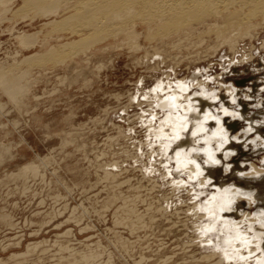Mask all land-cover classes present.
<instances>
[{
    "label": "rangeland",
    "instance_id": "obj_1",
    "mask_svg": "<svg viewBox=\"0 0 264 264\" xmlns=\"http://www.w3.org/2000/svg\"><path fill=\"white\" fill-rule=\"evenodd\" d=\"M7 3L0 6V69L28 73L22 80L25 95L14 104L3 93L9 91L6 86H0V264H264V237L255 234L259 224L250 221L264 213V174L245 181L237 172L249 174L255 166L264 173V33L253 36V43L238 40L237 46L229 29H209L214 20L206 16L190 19L191 26L177 25V18L148 26L139 22V52L119 36L84 55L68 59L60 52L53 61L28 64L30 57L75 41L82 32L47 23L66 16L70 6L43 18L24 0ZM34 33L30 47L18 43L20 35ZM179 96L182 104L188 98L195 107L180 139L171 141L176 124L170 118L187 117L171 99ZM206 110L211 118L192 135ZM251 115L258 140L245 133L242 118ZM218 122L232 136L221 146L213 132ZM203 145L212 148L220 165L206 170L217 179L206 177L201 186L200 178L189 179L181 168L185 158L177 155L183 151L203 167L202 154L193 155ZM225 150L235 152L228 157ZM32 164L38 168L35 175ZM232 185L248 190L255 205L240 199L241 206L215 221L205 210L208 199L219 186ZM223 219L234 221L236 231L234 241L219 246ZM243 233L256 238L254 244L243 243Z\"/></svg>",
    "mask_w": 264,
    "mask_h": 264
},
{
    "label": "bare ground",
    "instance_id": "obj_2",
    "mask_svg": "<svg viewBox=\"0 0 264 264\" xmlns=\"http://www.w3.org/2000/svg\"><path fill=\"white\" fill-rule=\"evenodd\" d=\"M9 0H0V6H4L5 4H8ZM25 1V5L28 6L31 10H32L36 15H40L43 18L46 17V14L49 16H52V13H59V11L63 10L67 11V7L70 6L72 9L70 11V13H64V17H60V19L58 21L51 19V21L47 22L48 24H58L60 27H69L70 29L73 27L76 29L77 32H82L80 34H82V37L77 38L75 41L72 42H66L62 45H59L58 47H50L47 51H45L44 54H37L33 57H30L29 59H27L28 64L30 63V60H44L45 61H53L55 60V55L57 53L60 52H64L65 55L69 58H73L77 55H84L85 53H87L89 50L91 49H95L97 45H101L103 42H105L107 39L109 38H113V40L118 41L117 38L119 36H123L125 39L131 41L132 46L131 47V51H136L138 49L141 50L140 46H138V36H140L139 33H137L136 28L138 27V23L143 22L144 24H150L153 21H158V22H165L168 21L171 23V21L173 22L172 19L175 20V18H177V20H175V23H177V25H185V26H191V23L195 22V21H203L202 19H197L196 16H206L204 20L208 19H213L214 22L211 23L210 21V26L209 29H214V31L216 29H218V27L220 28L219 31L223 30L224 28L229 29L237 38H235V40H237V46L238 43H240L244 38L246 39H250L249 41H251V43H253L255 40H257L256 38L253 39V36L257 37L259 34L264 33V0H77L76 2L73 3V0H24ZM33 3V5H32ZM70 4V5H69ZM24 5V6H25ZM23 6V7H24ZM29 11V9H28ZM4 12V10H3ZM1 12V15L2 13ZM49 12V13H48ZM5 13V12H4ZM7 13V12H6ZM3 16V15H2ZM35 16V15H34ZM221 16H225V19L222 20L219 17ZM1 17V16H0ZM55 18V17H54ZM47 19V18H46ZM57 19V18H56ZM190 19H194L195 21H191ZM197 19V20H196ZM171 20V21H170ZM220 20V21H219ZM5 21V20H4ZM225 21V22H224ZM60 22V23H59ZM208 22V21H207ZM154 23V22H153ZM174 23V24H175ZM198 23V22H197ZM201 24V23H200ZM205 24V23H204ZM152 25V24H151ZM193 25V24H192ZM199 26V25H198ZM140 27V26H139ZM138 27V28H139ZM196 27V26H195ZM68 28V29H69ZM222 28V29H221ZM67 29V30H68ZM242 29H245V32L242 31ZM251 29V31H249ZM257 30L256 35L252 34V30ZM141 30V29H140ZM234 30V31H233ZM147 31V29H146ZM173 31V30H171ZM227 31V30H226ZM154 32V29L153 31ZM75 33V32H74ZM150 34V33H149ZM147 35V34H146ZM153 35V34H152ZM151 35V36H152ZM183 35V34H182ZM232 35V34H231ZM35 36L36 33L34 34H30V35H26L24 36L23 34L20 35L17 39H18V43H20V45L22 44L23 46H25V48H28L27 45L31 44L33 45L35 42ZM143 36V35H142ZM144 37V36H143ZM148 38V36H146ZM121 39V38H120ZM149 39V38H148ZM163 39V38H162ZM252 39V40H251ZM263 41H262V45L264 46V36H263ZM122 40V39H121ZM120 40V41H121ZM125 40V41H127ZM151 40V39H150ZM230 40V38H229ZM240 42H239V41ZM149 41V40H147ZM156 41V40H155ZM246 41V40H245ZM244 41V42H245ZM243 42V43H244ZM247 42V41H246ZM260 42V41H259ZM17 43V44H18ZM116 43V42H115ZM121 43V42H120ZM133 43V44H132ZM196 43V42H195ZM198 43V42H197ZM236 43V42H235ZM56 44V43H55ZM109 44V43H108ZM123 44V43H122ZM127 43H125L126 45ZM222 44V43H221ZM232 44V43H231ZM234 44V43H233ZM256 44V43H255ZM261 44V43H260ZM112 45V44H111ZM201 45V44H200ZM229 45V44H228ZM241 45V43H240ZM244 46V44H242ZM247 45V44H246ZM29 46V45H28ZM129 46V45H127ZM177 46V43L176 45ZM195 46V45H194ZM259 46V45H258ZM262 46V47H263ZM22 47V46H21ZM30 47V46H29ZM99 47V46H98ZM196 47V46H195ZM229 47V46H227ZM115 48V47H114ZM188 48V47H187ZM197 48V47H196ZM200 48V47H198ZM197 48V49H198ZM221 48V47H220ZM231 48V47H230ZM242 48V47H241ZM129 49V48H128ZM133 49V50H132ZM135 49V50H134ZM23 50V49H22ZM121 50V49H120ZM173 50V49H172ZM235 50V49H234ZM101 51V50H100ZM106 51V50H105ZM232 52V51H231ZM147 54V53H146ZM152 54V53H151ZM59 55V54H58ZM148 55V54H147ZM199 55V54H198ZM246 55V54H245ZM145 56V55H143ZM150 57V55H148ZM147 56V57H148ZM152 57V55H151ZM27 58V57H26ZM143 57H141L142 59ZM146 58V57H145ZM247 58V57H246ZM149 59V58H146ZM243 59V58H242ZM251 59V58H250ZM249 59V60H250ZM26 60V59H24ZM57 60V58H56ZM1 61V60H0ZM142 60H140L141 62ZM34 62V61H33ZM38 62V61H36ZM41 62V61H40ZM233 62V61H232ZM238 62V60L236 61ZM235 62V63H236ZM242 62V61H241ZM244 62V61H243ZM249 62V61H248ZM26 63V62H25ZM48 63V62H47ZM64 63V61H63ZM233 63V64H235ZM239 63V62H238ZM22 65V64H21ZM20 66V65H19ZM61 66V65H60ZM3 67V66H2ZM174 67V66H173ZM101 70V69H99ZM2 72V73H1ZM0 86H6V89H8L9 91H3V93H5L6 97L8 99H10V101L14 104L16 103V98H20L23 97L25 95L26 92V86L24 85V83L22 84V80H26V76L27 73L26 70L25 71H7L4 70L3 68L0 69ZM20 73L21 75L17 74ZM3 74V75H2ZM166 78V77H165ZM12 79H15L12 82ZM11 81V82H10ZM26 84V83H25ZM200 84V83H199ZM178 86V85H177ZM230 87V86H229ZM201 90L205 92V89L203 87H201ZM234 89H231V91H233ZM153 91L155 92V89L153 88ZM228 91V90H227ZM187 91H184L181 93V95L186 94ZM19 96V97H17ZM187 96V94H186ZM207 97H210L209 95ZM233 97V96H232ZM183 97L179 98H171V99H175L177 102H179L181 104V107H183L184 112H187L185 115L187 117H184L183 114L182 116L177 115L174 117H171L170 119L175 121L176 127L173 125V132H171L172 139H180L179 138V134L180 132H182L184 129H187V125L188 121L187 118L189 116L188 112L191 109V105L193 106L192 101L188 100V98H185L187 100H185V104H182V99ZM208 99H212V98H208ZM216 99V98H215ZM36 100V99H35ZM155 101H158V97L154 99ZM236 100V99H235ZM15 101V102H14ZM251 101V100H250ZM195 102V101H194ZM218 102V101H217ZM18 103V102H17ZM214 103V102H213ZM216 103V102H215ZM199 105V104H198ZM221 105V104H220ZM180 106V105H179ZM236 106V105H235ZM15 107V106H14ZM195 107V106H193ZM213 107V106H212ZM240 106H238L239 108ZM193 111H199L197 110V108H192ZM211 112V111H210ZM213 112V111H212ZM260 112V111H259ZM258 112V113H259ZM239 113V111H238ZM257 113V114H258ZM262 113V112H260ZM208 112L207 110L199 115V123L192 127V135H197L198 133L200 134V131H203V122L205 123V121H207L208 119L211 118V116L207 115ZM210 114V113H209ZM214 114V113H213ZM237 114V112H236ZM217 115V114H216ZM215 115V117H216ZM256 115V114H254ZM213 116V115H212ZM228 116V115H227ZM240 116V114H239ZM246 116V115H245ZM242 118L244 120V122H246L245 126L246 130L245 133H253L255 135L254 139L256 138H260L261 136H259L258 134H255L254 131H256L257 129H255L253 131L252 127L256 126V123H252V116L250 117H245ZM198 117V116H197ZM256 117V116H255ZM254 117V118H255ZM164 119V123L166 124V122L168 123V118L167 115H165ZM190 118V117H189ZM26 121V120H25ZM190 123L194 124L196 122H194V119H190L189 120ZM256 121V120H254ZM257 122V121H256ZM207 124V123H206ZM258 124V123H257ZM199 125V126H198ZM170 126V125H169ZM205 126V125H204ZM214 137L216 138V136L222 140L220 142L217 141V146H221L223 143L225 145L228 144V139L229 141L232 140V136L230 138V136L226 135V133L224 131H226L225 128H222L220 125V122L215 123L214 124ZM252 126V127H251ZM243 127V126H242ZM255 128V127H254ZM258 128V127H256ZM234 128L232 127V130ZM259 130V129H258ZM229 131V130H228ZM262 131V130H261ZM227 136L225 138V135ZM240 133V132H239ZM243 133V132H242ZM184 134V133H183ZM202 134V133H201ZM204 134V133H203ZM208 134V133H207ZM211 134V133H210ZM249 135V134H248ZM203 136V135H202ZM206 136V135H205ZM245 136V135H244ZM251 136V135H250ZM196 137V136H194ZM200 137V136H199ZM211 137V136H209ZM214 137L212 138L215 142ZM247 137V136H245ZM197 138V137H196ZM209 138V141H211ZM244 138V137H243ZM237 139V135L235 136L234 140ZM257 139V140H258ZM167 140V139H166ZM205 140V139H203ZM245 140V139H244ZM252 140V139H251ZM165 141V140H164ZM238 141V140H236ZM240 141V140H239ZM212 142V141H211ZM248 142V141H247ZM261 145L263 147L262 150H264V139H262L261 141ZM168 143V142H167ZM197 143V142H196ZM169 144V143H168ZM167 144V146H168ZM173 145V144H172ZM223 145V146H224ZM222 146V147H223ZM171 146H168L167 149H170ZM193 147V146H192ZM207 145H203L202 147H200V149L196 150V148L194 149V147L192 148V150H196L195 153L193 155H196V153H198L199 155L202 154L203 159H204V163H203V167L200 166L199 163H197L196 161H194L193 159H191L187 153H184L183 151H181V149L183 148H178L181 152L178 153L177 157L178 159L180 158L179 156H183L185 158L184 162L181 161V163L183 162L181 168L183 169H187L188 170V176L189 179H197L200 178V185L204 186L205 185V181H206V177L208 178V180H210L211 178L217 179V177L215 176L214 173H211L209 175H207L206 170L209 171H213L215 169L216 166L220 165V162L218 160V158H216L214 156L215 152H213L212 148L209 147V149L207 148ZM244 147V146H243ZM261 147V148H262ZM166 148V147H165ZM220 149V147H218ZM247 148V147H246ZM260 148V146H259ZM177 149V150H178ZM219 149L217 150V152L219 151ZM134 150V149H133ZM176 150V149H175ZM184 150V149H183ZM188 150V149H187ZM224 150V149H223ZM221 151V150H220ZM226 151V150H225ZM3 152L5 153V150H3ZM216 152V153H217ZM224 152V151H223ZM221 152V153H223ZM227 152V151H226ZM234 150H228L227 154H229L228 157H231V155H233L232 153H234ZM257 152V151H256ZM264 152V151H263ZM191 153V151H190ZM175 154V153H173ZM192 155V156H193ZM188 156V157H187ZM201 156V157H202ZM224 156V155H223ZM226 153H225V158L227 157ZM224 158V157H223ZM242 159V158H241ZM177 160V159H176ZM225 160V159H223ZM245 160V159H244ZM264 164V159L262 161ZM177 163V162H176ZM178 163V164H181ZM222 163V162H221ZM248 166V164H247ZM252 166V165H251ZM262 166V165H261ZM264 166V165H263ZM30 167V171L31 173H37L35 172V169L37 168V166L35 164H32L29 166ZM228 167V166H227ZM227 167L225 166V171L227 169ZM217 168H221V167H217ZM223 168V167H222ZM262 168V167H261ZM38 169V168H37ZM230 169V168H229ZM251 169H253V171L251 170V173L249 174H245L242 172V169L237 171L239 172L236 173V175H238V178L240 176V178H245V181H253L254 179H258L260 178L264 173H263V169H258L257 167L253 166L251 167ZM25 170V169H24ZM169 171V170H168ZM203 171L205 172L203 174ZM224 171V168H223ZM228 172V171H227ZM236 172V171H235ZM249 172V171H248ZM21 174V173H20ZM35 175V174H34ZM205 175V176H204ZM25 176V174H24ZM202 176V177H201ZM209 176V177H208ZM24 178V177H23ZM237 178V179H238ZM212 180V179H211ZM236 180V179H235ZM240 180V179H239ZM238 180V181H239ZM263 180V179H262ZM241 181V180H240ZM239 181V182H240ZM260 181V180H259ZM221 182V181H220ZM249 183V182H248ZM258 183V182H256ZM260 183V182H259ZM263 183V182H262ZM219 184V183H218ZM223 184V183H222ZM221 184V185H222ZM264 184V183H263ZM183 185V182H178L176 184V188L177 187H181ZM220 185V186H221ZM216 188L217 190L215 191V194H212L210 196V200L208 199V204L205 208L206 211L213 213L215 216V221L218 220V218H220L221 214L223 215V212L230 213L228 211V209H231L235 207V205L241 206V204H239V200H245L247 202L248 205L254 204V198L251 195V193H249L248 190H243L245 189L244 187L241 188H236L233 185L232 186H228L226 188H223L225 186V184L223 185L222 188ZM253 198V199H252ZM144 200V199H143ZM238 200V201H237ZM237 201V202H234ZM207 202V201H206ZM237 203V204H236ZM169 207V206H168ZM153 208V207H152ZM198 208V207H197ZM205 211V212H206ZM196 213V212H195ZM212 214V215H213ZM207 215V214H206ZM209 216V214H208ZM245 219H250V216L248 213H245L244 215ZM206 217V216H204ZM203 218V217H202ZM222 219V218H221ZM229 219V218H228ZM257 222L259 225L255 226V234L261 237H264V213H259V217L258 219L254 218V215H252V218L250 219V221L253 222ZM242 221V220H241ZM240 222V221H239ZM248 222V221H247ZM236 224V223H235ZM234 221L230 222L227 219H223L220 225H224L221 226V234H219V236L217 237V244L219 246H223L224 245V241L226 240H233V238L235 237L234 235V231L235 228H232V226L235 225ZM214 225V224H213ZM212 226V225H211ZM210 226V228H211ZM215 226V225H214ZM238 226V224H237ZM209 227V226H208ZM223 227V228H222ZM207 229V226L205 227ZM214 229V228H213ZM205 231V230H204ZM203 231V232H204ZM211 232V231H210ZM233 232V233H232ZM260 235H259V233ZM82 233V232H81ZM206 233V232H205ZM208 233V232H207ZM230 233H232V235L230 236ZM254 234V235H255ZM234 235V236H233ZM243 235V236H242ZM240 238L242 239L243 243H247L250 244L252 243V241H254L255 239H252L251 236L250 238H248L245 233H243ZM248 235V234H247ZM215 238V236H214ZM239 238V236H238ZM244 238V239H243ZM202 239V238H201ZM213 239V238H212ZM236 240V238H235ZM238 240V239H237ZM212 241V240H211ZM215 241V242H216ZM234 241V240H233ZM241 241V242H242ZM213 242V241H212ZM237 242V241H236ZM257 242V241H256ZM223 243V244H222ZM232 243V242H231ZM245 243V244H246ZM211 244V243H210ZM214 244V243H213ZM239 244V243H238ZM242 244V243H241ZM246 244V245H247ZM254 244V242L252 243ZM256 245V246H255ZM255 245H253L254 247L257 248V243H255ZM226 246V244H225ZM65 248V247H64ZM222 248V247H221ZM227 248V247H225ZM207 249V248H206ZM240 249V248H239ZM248 249V248H247ZM99 250V249H98ZM223 250V249H222ZM250 250V249H249ZM248 250V251H249ZM89 251V250H88ZM187 251V250H186ZM90 252V251H89ZM234 252V250H233ZM236 252V251H235ZM231 254V253H230ZM86 255V253L84 254ZM89 255L91 256L92 254L89 253ZM224 255V254H223ZM21 256V255H20ZM87 256V255H86ZM86 256H83L84 258H82L83 260L86 258ZM102 256V255H101ZM232 256V255H231ZM234 256V255H233ZM237 256V255H236ZM206 257V256H205ZM260 257V256H259ZM258 257V258H259ZM16 258V256H15ZM92 258V257H91ZM108 258V257H107ZM235 258V257H234ZM237 258V257H236ZM242 258V257H241ZM258 258L256 260H258ZM95 260V257L93 258ZM261 259V258H260ZM263 259V257H262ZM261 259V260H262ZM75 260V259H73ZM107 260V259H106ZM196 260V259H195ZM207 260V259H206ZM228 260V259H227ZM211 261V260H210ZM109 262V261H108ZM99 263V262H98ZM257 263V262H256ZM255 263V264H256ZM259 263V262H258ZM107 264V263H106ZM221 264V263H220Z\"/></svg>",
    "mask_w": 264,
    "mask_h": 264
}]
</instances>
